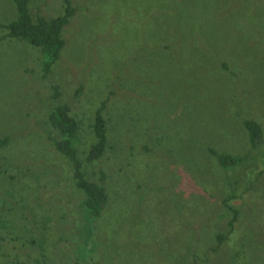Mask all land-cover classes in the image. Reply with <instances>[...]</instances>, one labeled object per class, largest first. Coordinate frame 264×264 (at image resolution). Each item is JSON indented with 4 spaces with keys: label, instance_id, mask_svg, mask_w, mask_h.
Masks as SVG:
<instances>
[{
    "label": "rangeland",
    "instance_id": "374dc122",
    "mask_svg": "<svg viewBox=\"0 0 264 264\" xmlns=\"http://www.w3.org/2000/svg\"><path fill=\"white\" fill-rule=\"evenodd\" d=\"M72 1L47 77L36 47L0 48V264H264V0ZM63 9L31 2L34 18ZM16 12L0 0V21ZM53 83L80 123L82 160L110 96L111 142L89 166L107 175L98 218L48 137ZM245 119L262 127L257 149ZM208 146L247 157L226 170Z\"/></svg>",
    "mask_w": 264,
    "mask_h": 264
},
{
    "label": "trees",
    "instance_id": "16d2710c",
    "mask_svg": "<svg viewBox=\"0 0 264 264\" xmlns=\"http://www.w3.org/2000/svg\"><path fill=\"white\" fill-rule=\"evenodd\" d=\"M16 6V17L6 22L0 21V29L5 31L0 37V48L3 40L13 38L29 43L31 46L39 49L42 55L43 77H47L53 71V66L58 62L61 53L65 47L63 36L66 25H68L75 15L78 6L73 4L72 0H63L64 9L62 13L54 17L38 15L34 18L31 11L32 0H12ZM52 99L54 104L48 109L46 127L48 137L52 141L53 147L65 158L73 163V179L76 187L83 193L82 206L87 210L89 217L98 218L102 215L109 202V194L106 185V173L103 168L100 169V176L91 178L92 172L90 165L97 163L109 148L111 137L109 130L108 108L110 96L102 100L94 112L92 123L95 141H93L85 151V159L79 157L80 150L77 147L80 123L72 114L71 106L68 103L60 102V86L53 83ZM80 89L76 92V95ZM244 125L249 131L250 143L252 149H257L263 142V130L261 125L254 120L245 119ZM7 138L1 141L6 143ZM210 153L216 157L219 165L223 169H229L234 166L243 165L246 155H234L231 153L220 152L218 149L208 146ZM88 166V168H87ZM2 171L0 170V174ZM241 195L234 191L228 194L224 199L225 206L232 212V218L229 222L233 228L237 220L239 208L232 203ZM225 238L223 233L217 236V241L222 242ZM216 249V248H215Z\"/></svg>",
    "mask_w": 264,
    "mask_h": 264
}]
</instances>
